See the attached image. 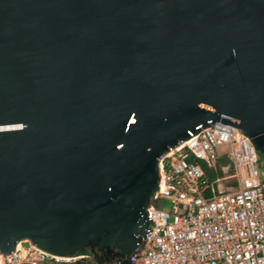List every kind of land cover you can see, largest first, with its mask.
Wrapping results in <instances>:
<instances>
[{
    "label": "water",
    "instance_id": "95a60500",
    "mask_svg": "<svg viewBox=\"0 0 264 264\" xmlns=\"http://www.w3.org/2000/svg\"><path fill=\"white\" fill-rule=\"evenodd\" d=\"M223 113L264 155V0H0V254L133 264L166 153Z\"/></svg>",
    "mask_w": 264,
    "mask_h": 264
},
{
    "label": "built area",
    "instance_id": "2783aa9c",
    "mask_svg": "<svg viewBox=\"0 0 264 264\" xmlns=\"http://www.w3.org/2000/svg\"><path fill=\"white\" fill-rule=\"evenodd\" d=\"M211 123L163 159L164 179L149 208L150 233L133 264H264V171L259 151L232 114ZM223 175L210 180L205 166ZM204 164V166H203ZM233 166L234 171L230 172ZM29 242L2 264H65Z\"/></svg>",
    "mask_w": 264,
    "mask_h": 264
},
{
    "label": "flooded vegetation",
    "instance_id": "af4514ba",
    "mask_svg": "<svg viewBox=\"0 0 264 264\" xmlns=\"http://www.w3.org/2000/svg\"><path fill=\"white\" fill-rule=\"evenodd\" d=\"M93 248V249H92ZM78 258L71 259L65 264H119L125 261V254L116 248L109 246L107 240L88 246L78 252Z\"/></svg>",
    "mask_w": 264,
    "mask_h": 264
},
{
    "label": "rangeland",
    "instance_id": "374dc122",
    "mask_svg": "<svg viewBox=\"0 0 264 264\" xmlns=\"http://www.w3.org/2000/svg\"><path fill=\"white\" fill-rule=\"evenodd\" d=\"M259 167H260V169L262 170V171H264V155L262 154V153H259ZM155 206H163L166 210H170V203H169V201H167V200H164L163 199V201H161V200H159V201H155ZM149 226H150V223H148L147 224V227L149 228ZM143 236H141V240L139 241V244H142L143 243Z\"/></svg>",
    "mask_w": 264,
    "mask_h": 264
},
{
    "label": "trees",
    "instance_id": "16d2710c",
    "mask_svg": "<svg viewBox=\"0 0 264 264\" xmlns=\"http://www.w3.org/2000/svg\"><path fill=\"white\" fill-rule=\"evenodd\" d=\"M226 162H228L226 158H222V159L219 160V162H218V172H215L213 169H209V168H207L205 166V168H206V170L208 172V176H209L210 180H214L217 176H219V175L222 176L223 175V171L221 169V166H222L223 163H226ZM203 166H204V164H203ZM233 171H234L233 166H231L230 167V172H233Z\"/></svg>",
    "mask_w": 264,
    "mask_h": 264
},
{
    "label": "bare ground",
    "instance_id": "6f19581e",
    "mask_svg": "<svg viewBox=\"0 0 264 264\" xmlns=\"http://www.w3.org/2000/svg\"><path fill=\"white\" fill-rule=\"evenodd\" d=\"M195 137H196V136H195ZM193 138H194V137H193ZM193 138H191V140H192ZM188 141H190V140H188ZM188 141H185V142L183 141V142L180 143V145H181V144L184 145V144L187 143ZM173 150H174V149H173ZM173 150H169V151L166 153V155L171 154V153L173 152ZM26 241H28V240H26ZM21 246H22L21 243H19L18 246L16 247V249H19ZM55 255H58L59 257H62V258H66V257H63V256H65V255H59V254H55ZM78 257H79V256H74V257L70 256L69 259H74V258H78ZM2 261H3V259H2V254H0V264H2Z\"/></svg>",
    "mask_w": 264,
    "mask_h": 264
}]
</instances>
